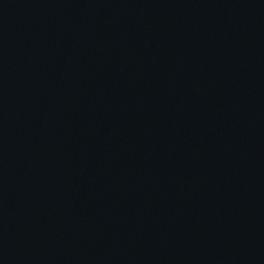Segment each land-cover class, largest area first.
I'll use <instances>...</instances> for the list:
<instances>
[{
	"label": "water",
	"instance_id": "obj_1",
	"mask_svg": "<svg viewBox=\"0 0 264 264\" xmlns=\"http://www.w3.org/2000/svg\"><path fill=\"white\" fill-rule=\"evenodd\" d=\"M0 264H264V0H0Z\"/></svg>",
	"mask_w": 264,
	"mask_h": 264
}]
</instances>
